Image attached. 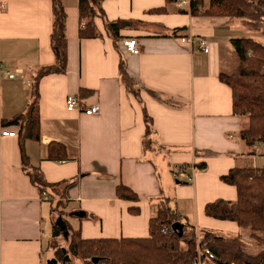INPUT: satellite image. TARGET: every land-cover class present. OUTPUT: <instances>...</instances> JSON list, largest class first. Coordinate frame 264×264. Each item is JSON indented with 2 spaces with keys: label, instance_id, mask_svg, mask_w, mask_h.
<instances>
[{
  "label": "crops",
  "instance_id": "obj_1",
  "mask_svg": "<svg viewBox=\"0 0 264 264\" xmlns=\"http://www.w3.org/2000/svg\"><path fill=\"white\" fill-rule=\"evenodd\" d=\"M61 1L66 68L39 78V138L32 139L5 122L25 113L36 75L55 64L52 1L0 0V129L14 128L18 134L0 137V264H46L54 258L48 249L54 228L64 250L70 230L82 238L146 237L148 221L163 201L181 224L239 234L235 222L207 217L204 205L217 198L235 200V188L220 176L235 166L264 168V147L256 151L239 139L248 119L233 114L231 88L219 76L234 70L231 40L251 37L264 43V27L240 18L192 15L187 6L175 4L166 13H148L165 0H104L106 20L134 25L114 42L97 17L102 37L80 39L78 0ZM207 5L203 0L202 8ZM261 22L264 26V16ZM188 36L203 37L208 50L179 39ZM132 37L139 43L138 55L123 46ZM68 95L79 99V109L67 110ZM92 105H99V113L85 114L84 107ZM146 116L151 118L149 135ZM53 143L65 146L64 160L49 159ZM204 149L215 154H194ZM22 153L47 183L72 185L60 192L61 184L53 196L48 190L50 201L42 200L22 167ZM198 162L206 166L197 169L191 182L174 179L175 167ZM118 183L139 199L118 198ZM57 197L63 200L59 214ZM133 205L139 207L137 214L128 210ZM76 211L84 215L74 216ZM242 239L251 244L246 235Z\"/></svg>",
  "mask_w": 264,
  "mask_h": 264
},
{
  "label": "trees",
  "instance_id": "obj_2",
  "mask_svg": "<svg viewBox=\"0 0 264 264\" xmlns=\"http://www.w3.org/2000/svg\"><path fill=\"white\" fill-rule=\"evenodd\" d=\"M51 1V45L55 64L41 69L36 75L32 84L31 102L25 113L5 122L6 125H18L23 138H39V78L50 72L62 73L66 68V12L61 0ZM102 1L104 0H78L79 20L86 21L78 30L80 39L102 37L94 22L97 17L103 21L106 34L114 42L122 38V30L134 25L133 21L125 19L106 20ZM176 1L165 0L164 6L149 9L148 13H166L168 5L175 4ZM202 6L203 0H190L189 12L192 15L226 17L230 20L240 18L250 21L255 28L264 27L261 22V17L264 16V0H208L207 7L203 9ZM231 43L235 54L234 70L228 75L220 74L219 78L231 88L233 114L246 116L248 119L247 126L238 134L239 139L245 146L254 148L257 143L264 142V43L251 37L233 38ZM132 85V82H126L127 88L136 93ZM145 121V135H149L152 132L151 118L146 116ZM150 144L146 141L144 143L145 147ZM194 154L202 156L215 153L204 149L195 150ZM48 156L54 161L64 160L65 146L53 143L49 147ZM21 164L40 194L51 190L50 194L53 196V192H58L61 184H65L63 181L47 183L39 168L29 167L24 153L21 156ZM195 166L203 169L206 163L198 162ZM220 180L235 188L236 199L230 201L217 198L207 202L203 211L207 217L235 222L241 229L237 235L226 236L216 231L199 229L200 241L197 242L195 227L187 224H183L181 236L174 231L163 233L161 229L165 227L169 230L174 222H179L177 214L163 201L148 221V236L82 238L79 231L70 230L65 252L62 246L54 243L56 248L53 257L60 264L65 255L69 256L70 261L77 259L79 264H193L199 245L213 253V258H203V264H264V168L235 166L221 175ZM72 183L65 184L63 190L59 191L66 190ZM116 196L131 201L139 199L135 191L122 183L116 186ZM128 210L131 214H137L139 207L133 205ZM59 235L58 230L54 228L49 243L53 238L58 240ZM243 235L253 242L255 247L250 245L252 249L258 246L262 248L257 252H249L242 239ZM93 258L97 261L94 262Z\"/></svg>",
  "mask_w": 264,
  "mask_h": 264
},
{
  "label": "built area",
  "instance_id": "obj_3",
  "mask_svg": "<svg viewBox=\"0 0 264 264\" xmlns=\"http://www.w3.org/2000/svg\"><path fill=\"white\" fill-rule=\"evenodd\" d=\"M175 5L183 9L185 6L190 9V0H177L175 2ZM85 24L84 21H81V26ZM180 41L182 43H196L197 47L201 51H207L209 46L206 40L203 37L197 38V40H194L192 36L188 37H179ZM123 46L126 50V52L132 54V55H138L140 53V46L136 38H128L123 41ZM18 72V71H17ZM9 77H14L15 73H9L6 72ZM80 107V101L75 95H68L66 98V108L67 110H73V109H79ZM100 111L99 105H92L89 107H84L83 112L87 115H97ZM17 131L14 128H1L0 129V137H17ZM261 147H264V142H259L254 146V149L257 151ZM198 167L195 166V164H191L189 166H183V165H178L177 167L174 168L173 171V177L176 181L184 180L185 182L189 183L193 180V175L197 171ZM40 197L44 201H50V195L46 192H43L40 194ZM173 230L170 228L169 230L167 228L161 229V232L163 233H171ZM196 240L197 242L200 241V233L198 230H196ZM213 258V253H211L208 249L206 248H201L199 245H197V254L195 256V259L193 261V264H203V258ZM232 264V263H231Z\"/></svg>",
  "mask_w": 264,
  "mask_h": 264
},
{
  "label": "rangeland",
  "instance_id": "obj_4",
  "mask_svg": "<svg viewBox=\"0 0 264 264\" xmlns=\"http://www.w3.org/2000/svg\"><path fill=\"white\" fill-rule=\"evenodd\" d=\"M249 11V10H248ZM191 151H192V149H190ZM191 153V152H190ZM189 153V154H190ZM173 181H174V183H176L175 182V180L173 179ZM179 181H183V180H179ZM52 197V196H51ZM230 201H234V200H230ZM55 207L57 208V214H59V213H61V210H60V212H58V210L61 208L62 209V207H63V200H62V197L60 198V197H57L56 198V201H55ZM54 218V217H53ZM57 218V217H56ZM187 230H189V229H187ZM221 234H223V235H226V236H233V234H230V233H227V232H220ZM251 241V240H250ZM54 243H56V244H58V245H60V246H65L66 244H64L62 241H61V239L58 237V240H56V239H52V241H51V243H49L48 244V249L50 248L51 249V252L53 253L54 252V250H55V245L56 244H54ZM54 244V245H53ZM250 244V243H249ZM249 244L248 245H246V247H247V250L249 251V252H251V253H253V252H257L258 250H260L262 247H260V246H258V247H256V249H252L251 248V246H249ZM250 245H253V242L251 241V244ZM50 246V247H49ZM52 246H53V248H52ZM254 246V245H253ZM257 246V245H256ZM255 247V246H254ZM66 248V247H65ZM48 261L49 260H46V262H44V263H48ZM70 263H73V264H79V262H78V260L77 259H75V258H73V259H71V261H70ZM70 263H68V264H70Z\"/></svg>",
  "mask_w": 264,
  "mask_h": 264
},
{
  "label": "water",
  "instance_id": "obj_5",
  "mask_svg": "<svg viewBox=\"0 0 264 264\" xmlns=\"http://www.w3.org/2000/svg\"><path fill=\"white\" fill-rule=\"evenodd\" d=\"M74 216H77V217H80V216H83L84 215V212L83 211H76V212H73L72 213ZM171 228L174 232H176L178 234V236H181L182 235V230H183V224L179 223V222H174L172 225H171ZM63 252H65V250L63 249ZM93 261L96 262L97 259L96 258H93ZM67 263H70V258L69 256L65 255L64 257V260L62 262V264H67ZM47 264H57V260L52 258L48 261Z\"/></svg>",
  "mask_w": 264,
  "mask_h": 264
}]
</instances>
